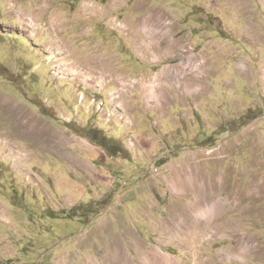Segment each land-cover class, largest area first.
Returning <instances> with one entry per match:
<instances>
[{
  "label": "rangeland",
  "instance_id": "rangeland-1",
  "mask_svg": "<svg viewBox=\"0 0 264 264\" xmlns=\"http://www.w3.org/2000/svg\"><path fill=\"white\" fill-rule=\"evenodd\" d=\"M117 248L264 264V0H0V264Z\"/></svg>",
  "mask_w": 264,
  "mask_h": 264
},
{
  "label": "bare ground",
  "instance_id": "bare-ground-1",
  "mask_svg": "<svg viewBox=\"0 0 264 264\" xmlns=\"http://www.w3.org/2000/svg\"><path fill=\"white\" fill-rule=\"evenodd\" d=\"M149 29V28H148ZM185 81V80H184ZM189 82V81H188ZM187 82V84H188ZM193 82V81H192ZM190 83V82H189ZM195 85H199V84H195L192 83L189 85V88H193ZM183 90V89H182ZM190 91V90H189ZM3 104V103H2ZM10 106V105H9ZM6 107V106H5ZM8 108V107H7ZM186 172V171H185ZM185 172H180L178 175H175L172 179V183L171 186H172V189L173 190H176V191H180V190H184L185 188H189L191 185H193L194 181L192 180L193 177H185L184 176V173ZM188 174V173H187ZM188 190V189H187ZM208 199V198H207ZM200 206V205H199ZM219 207V206H218ZM220 209V208H219ZM218 210V209H217ZM200 211V210H199ZM208 211V210H207ZM206 211V213H207ZM196 212V211H195ZM198 212V211H197ZM209 212V211H208ZM228 212V211H227ZM198 215V214H197ZM210 215V214H209ZM205 216V215H204ZM210 216H208L209 218ZM213 217V216H212ZM199 218V217H198ZM211 218V217H210ZM212 219V218H211ZM208 221V219H207ZM209 223V222H208ZM181 226V225H180ZM118 249V248H117ZM119 250V249H118ZM109 257V256H108ZM107 257V258H108ZM157 258V255L155 256H150L146 259H148L147 261H149L150 264H160V262L156 259ZM166 259V258H164ZM108 260V259H107ZM109 260L113 261L114 263L116 264H128V263H125V257H123V255L121 254L120 250L113 253L112 256L109 257ZM147 263V262H146ZM87 264H96L95 261H90L88 262Z\"/></svg>",
  "mask_w": 264,
  "mask_h": 264
},
{
  "label": "trees",
  "instance_id": "trees-1",
  "mask_svg": "<svg viewBox=\"0 0 264 264\" xmlns=\"http://www.w3.org/2000/svg\"><path fill=\"white\" fill-rule=\"evenodd\" d=\"M102 140L104 141V142H106V144H105V148H104V146H100V145H97L96 144V146L97 147H101V148H103L104 149V152L105 151H107L108 152V154H105L107 157H108V155H109V157L108 158H110L111 157V159H113V158H115L117 155H121V153H125L126 152V149L124 148V146H122V144H120L121 146H118V145H114V143H111V142H113L112 141V138H109V137H107L106 135H103V137H102ZM108 144V145H107ZM107 149V150H106Z\"/></svg>",
  "mask_w": 264,
  "mask_h": 264
}]
</instances>
